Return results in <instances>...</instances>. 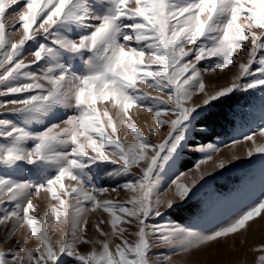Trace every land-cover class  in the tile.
I'll return each mask as SVG.
<instances>
[{
    "label": "snow or ice",
    "instance_id": "1",
    "mask_svg": "<svg viewBox=\"0 0 264 264\" xmlns=\"http://www.w3.org/2000/svg\"><path fill=\"white\" fill-rule=\"evenodd\" d=\"M205 60L213 62L201 68ZM233 67L226 86L208 90L205 75ZM257 88L264 89V0H0V97H15L0 101L7 109L0 117H13L0 118V243L18 231L22 240L0 247V264H68L65 257L71 264H175L177 254L234 245L237 237L245 243L250 222L264 221V193L205 231L149 220L190 198L198 179L211 175L200 172L202 164L215 171L241 158L214 160L219 146L196 145L198 179H173L170 193L163 190L164 169L188 133L206 131L197 126L214 118L215 103ZM133 109L150 115L147 133ZM165 127L154 143L149 137ZM243 142L251 144L247 157L264 155V125ZM25 166L35 180L16 178ZM100 172L128 198L98 199L110 191L94 183ZM41 193L50 201L43 216L35 215ZM95 213L107 218L92 224V238ZM49 222L53 232L60 226L59 240ZM250 250L264 264V243Z\"/></svg>",
    "mask_w": 264,
    "mask_h": 264
},
{
    "label": "rangeland",
    "instance_id": "2",
    "mask_svg": "<svg viewBox=\"0 0 264 264\" xmlns=\"http://www.w3.org/2000/svg\"><path fill=\"white\" fill-rule=\"evenodd\" d=\"M19 38V34L17 35ZM243 56V53H241ZM27 58L30 59V56ZM246 60V57H245ZM213 61L205 60L200 64L201 68L207 67ZM236 72V68H230L226 70L225 74L205 75V83L208 86V90H212V86L216 87L226 86L229 82V78ZM145 91L150 92L152 95H157L151 89ZM232 107H226L228 120L221 124L223 130L216 136H213L208 141H203L200 134H204L207 131H196L188 133V139L186 145L180 148L173 159L166 166L163 171V190L171 191L169 187L173 179H177L178 182L190 184L192 179H198L199 172L196 170V163L200 161L203 156L200 152L194 151L193 148L196 145L213 143L219 146V152L214 157V160L220 158L230 157L233 153L241 158L229 164L225 169H219L212 171L213 163L208 162L202 164L200 172H209L211 175H206L203 180L198 179L196 188L190 195V198L186 202H178L177 205L169 210L167 214L160 218H154L149 220V224L152 223H171L177 224L186 228H193V230L205 231L220 225L222 222L230 219L234 214L244 210L251 203L255 202L264 193V155L255 154L252 157L244 155L245 150L251 147L250 142L244 143L243 137L252 131H256L260 126L264 125V89H252L248 91H239L234 94ZM235 96V97H234ZM14 96L0 97V101L6 99H13ZM200 97H194V102H199ZM223 100V99H222ZM8 107H11L9 105ZM232 108V109H231ZM7 109H0V113H6ZM135 113V119L146 133L151 124L150 115L143 109L137 111L133 109ZM114 114V112H113ZM0 118H13L11 115ZM39 127V125H35ZM198 128H205V126H197ZM207 130V129H206ZM167 133V127L158 131L155 136L149 137L154 143H159L163 139V136ZM121 138L126 143H132L134 138L130 133L121 132ZM259 140V136L257 137ZM240 141V143L233 146L232 141ZM109 166L108 170H111ZM28 166H25L23 173L16 174V178L35 180L36 177L31 175L27 170ZM137 169H133V172H137ZM183 173V175H181ZM121 179L119 183H123ZM67 183V181H66ZM94 183L99 187L108 188L110 191L104 195L97 194L98 199H112V200H126L128 193L117 189L116 192H112L111 189L116 187V180H109L104 172H100L98 178ZM174 187V186H173ZM41 200H35L38 209L35 215L43 216L49 204V199L41 193ZM54 203V202H53ZM211 203L212 208L210 214L205 217L204 210L206 204ZM99 218H107V214L100 213L91 214L89 217V229L88 235L92 238L98 236V234L92 228V224ZM252 225L251 231L246 237V242L241 243L240 237L236 238V242L233 245L232 241L227 244L211 245L201 248L200 250H194L187 254H177L173 257L175 264H255V259L258 253L251 251L255 246L264 243V221L250 222ZM54 227L53 222H49L48 228L52 234L54 240L61 238L60 226H55L56 231H52ZM105 231H110L108 225H102ZM6 229L0 226V239L5 235ZM135 231V229H132ZM129 240H134L135 237L126 234ZM102 238V237H101ZM22 242L21 234L18 231L16 237L6 243H0V247L5 249L13 247L16 243ZM118 239H114L113 247L116 243H119ZM89 250L88 246H81V251ZM163 251L162 247L154 251ZM71 264V259L64 258Z\"/></svg>",
    "mask_w": 264,
    "mask_h": 264
},
{
    "label": "trees",
    "instance_id": "3",
    "mask_svg": "<svg viewBox=\"0 0 264 264\" xmlns=\"http://www.w3.org/2000/svg\"><path fill=\"white\" fill-rule=\"evenodd\" d=\"M232 103H233V96L223 99L220 102H216L214 105V113H215L214 118L207 125L204 124L198 125V126H205V128L207 129L206 133L200 134V137L203 141H208L213 136H216L218 133H221L220 131L223 130L221 124H223L224 121L228 120V118H226L227 112L225 108L232 107L231 106Z\"/></svg>",
    "mask_w": 264,
    "mask_h": 264
},
{
    "label": "bare ground",
    "instance_id": "4",
    "mask_svg": "<svg viewBox=\"0 0 264 264\" xmlns=\"http://www.w3.org/2000/svg\"><path fill=\"white\" fill-rule=\"evenodd\" d=\"M263 187H264V186H262V188H263ZM263 189H264V188H263ZM41 196H42V195H41ZM35 200L37 201V200H39V199H35ZM40 200H41V198H40Z\"/></svg>",
    "mask_w": 264,
    "mask_h": 264
}]
</instances>
